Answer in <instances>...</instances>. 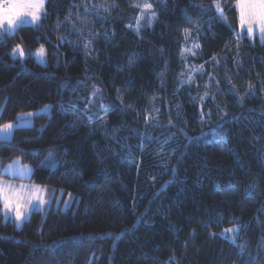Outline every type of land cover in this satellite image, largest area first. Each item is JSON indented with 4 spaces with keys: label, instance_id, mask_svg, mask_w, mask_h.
Listing matches in <instances>:
<instances>
[{
    "label": "trees",
    "instance_id": "obj_1",
    "mask_svg": "<svg viewBox=\"0 0 264 264\" xmlns=\"http://www.w3.org/2000/svg\"><path fill=\"white\" fill-rule=\"evenodd\" d=\"M218 1L47 0L0 29V123L52 106L0 141V166L77 201L21 227L0 209V264H264V42Z\"/></svg>",
    "mask_w": 264,
    "mask_h": 264
},
{
    "label": "snow or ice",
    "instance_id": "obj_2",
    "mask_svg": "<svg viewBox=\"0 0 264 264\" xmlns=\"http://www.w3.org/2000/svg\"><path fill=\"white\" fill-rule=\"evenodd\" d=\"M45 0H0V29H5L8 34H13L14 31L22 24H27L30 21L36 23L40 20L41 15H47L44 11ZM141 8V15L137 19V27L134 31L139 33L140 21L146 17H150L147 23L150 25L152 20L155 19V12H151V5L145 3L143 5H135ZM239 12V25L242 31H246L248 37H254L257 35L262 42H264V0H237ZM216 10L223 18V10L220 6L216 5ZM61 39H66L63 37ZM198 47V46H197ZM45 54L44 46L41 45L37 49L36 55L43 57ZM12 57H25V52L21 45H16L12 49ZM44 63L43 60L40 61ZM98 91V90H97ZM203 99V98H201ZM42 111L50 112V108H45ZM63 111V109H61ZM28 117L32 116V113L27 114ZM23 120V118H21ZM24 123H28L27 120H23ZM14 127L12 123H6L0 126V138L4 141H8L11 137V132ZM48 159V158H46ZM46 162L41 164V167H46ZM34 170L28 165H21L19 159L13 160L11 164L7 165L3 172H14L21 177L30 175ZM173 171H175L173 169ZM3 173H0L2 175ZM25 191L27 192V198H25ZM54 192V190H53ZM58 198L55 195L48 196V189L46 186L31 185L19 187L9 184L3 179H0V204L3 206V213L5 219H11L14 214L16 222H23L29 218V210L34 209L39 211V207L42 205L51 206L52 201ZM33 201H36V205H33ZM71 201L65 202L67 208ZM19 227V224H17ZM227 231H236V229H229ZM60 243V242H58Z\"/></svg>",
    "mask_w": 264,
    "mask_h": 264
},
{
    "label": "rangeland",
    "instance_id": "obj_3",
    "mask_svg": "<svg viewBox=\"0 0 264 264\" xmlns=\"http://www.w3.org/2000/svg\"><path fill=\"white\" fill-rule=\"evenodd\" d=\"M46 2H47V0H45L44 8H45ZM217 4L223 10V14L225 15L224 11L231 4V1L230 0H219L218 2H216V5ZM236 5H237V2H236ZM151 12H152V9H151ZM237 13H238V17H239L238 8H237ZM140 15H141V12H140ZM224 18H226V17L224 16ZM141 21H140V23H141ZM238 21H239V18H238ZM38 22L32 23L30 21V18H29V22L27 24H22L21 26H23V25H35ZM3 30L6 31V26H5V29H3ZM244 32H246V31H244ZM255 36H257L260 39L259 34H258V30H257V35H255ZM188 37L190 38V34H189ZM260 41H261V39H260ZM194 49H195V47L192 44H190L188 46L186 45V47H184V49H183V56L185 58V61L187 62V75L189 76V80L188 81L190 83H192L193 75L197 71V69H193V67L191 65H189V62H188L189 59H191V58H193V57L196 56V54L194 52ZM24 52H25V50H24ZM36 52H37V49L33 51V55L35 56V58L37 59V61L39 63H41L40 61L43 60L44 63H41V64H46V54H44L43 57H40V56H37L36 55ZM26 57H27V53L25 52V57H23V58L17 57V58L25 59ZM92 102L96 103V99L95 100H92ZM101 106H104L102 101H101ZM45 108H50V112H51L52 106L51 105H45L42 108H40V109H38V110H36L34 112H30V113H32V116L31 117H28L27 116L28 113H25V114L19 115L18 116V119L16 121H14V122H6V123H12L14 125H17V127H14L13 128V130L11 132L10 139L13 137V134L15 132V129H17V128H23V127H32L34 125V121L33 120H34V117L35 116H37L39 114H47V115H49L50 112H44V111H42ZM0 115H1V108H0ZM21 118H23V120H27L28 123H24ZM6 123H0V126H2L3 124H6ZM0 141H4V140L2 138H0ZM52 158H53L52 156H49L48 159L45 160L46 164H51V162L53 161ZM14 160H17V159H14ZM19 161H20V159H19ZM11 163H12V161L6 163L4 166H0V173H3V175H5L4 177H0V179H3L7 183L12 184V185H15L17 187H19L20 185H24V186L38 185V184H33V183H30V182L24 181V180L31 179L32 176H33L34 171L30 175H27V176H24V177H21L19 174L14 173V172H3V169L7 165H9ZM20 163H21V165H28V164H23L21 161H20ZM52 164L53 165H56L55 164V161ZM28 166H30L34 170V168L31 165H28ZM41 186H43V185H41ZM47 189H48V196L50 197L52 195H55L58 198V200L54 199L52 201L50 207L48 205H42V206H40L39 207V210H42V211L43 210H46L47 211L52 206L54 208H61L62 210H68V209H71L75 204L77 205L76 198H75V196L73 194H71V193H68L67 194V193H65V190H63V189H50V187H47ZM53 190H54V192H53ZM24 195H25V198H27V192L26 191H25ZM67 201H71V203L66 208L65 207V202H67ZM36 203H37L36 201H33V205H36ZM1 210L3 212V206H2V209ZM33 211H35V210L34 209H30L29 210V218H30V216H31V214H32ZM2 214H3L4 220H6L4 213H2ZM11 218H14V214L11 216ZM25 221H23V222H16V224H19V227H21L24 224Z\"/></svg>",
    "mask_w": 264,
    "mask_h": 264
},
{
    "label": "crops",
    "instance_id": "obj_4",
    "mask_svg": "<svg viewBox=\"0 0 264 264\" xmlns=\"http://www.w3.org/2000/svg\"><path fill=\"white\" fill-rule=\"evenodd\" d=\"M0 209H2V204H0ZM39 211H42V210H39ZM1 212H2V210H1ZM3 213V212H2Z\"/></svg>",
    "mask_w": 264,
    "mask_h": 264
}]
</instances>
